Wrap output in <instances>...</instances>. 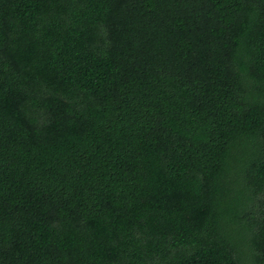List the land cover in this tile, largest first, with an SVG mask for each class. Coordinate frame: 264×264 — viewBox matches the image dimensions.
I'll return each instance as SVG.
<instances>
[{
  "label": "trees",
  "instance_id": "16d2710c",
  "mask_svg": "<svg viewBox=\"0 0 264 264\" xmlns=\"http://www.w3.org/2000/svg\"><path fill=\"white\" fill-rule=\"evenodd\" d=\"M0 264H264V0H0Z\"/></svg>",
  "mask_w": 264,
  "mask_h": 264
}]
</instances>
